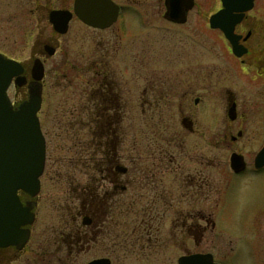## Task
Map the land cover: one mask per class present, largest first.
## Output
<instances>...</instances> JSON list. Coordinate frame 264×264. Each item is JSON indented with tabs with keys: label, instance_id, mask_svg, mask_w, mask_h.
Masks as SVG:
<instances>
[{
	"label": "flooded vegetation",
	"instance_id": "1",
	"mask_svg": "<svg viewBox=\"0 0 264 264\" xmlns=\"http://www.w3.org/2000/svg\"><path fill=\"white\" fill-rule=\"evenodd\" d=\"M167 2L0 0V43L2 29L37 31L28 57L18 59L1 50L0 55L24 66L26 83L18 86L13 79L7 90L13 106L28 97L34 63L43 64V174L48 161L59 169L65 156L56 153L65 149L61 142L55 146L61 131L53 133L57 140L52 141L44 128L50 120L64 130L65 139L73 140L77 151L70 161L89 172L85 185H78L69 217L61 218L48 239L43 234L37 238L41 178L35 218L25 226L29 239L22 247L0 246V264H115V255L136 251L150 258L167 242L162 234L168 221L182 225L184 236L193 240L194 247L182 255L212 253L223 264L202 247L209 241L210 226H216L213 213L205 201L200 207L191 201L190 210H178L176 192L179 188L180 199L187 193L207 198L213 186L209 167L217 159L207 153L209 145L229 150V160L222 164L227 190L248 174L264 175V165L256 166L264 146V0ZM2 8L6 13L1 14ZM182 27L189 30L180 29L183 35L175 42L162 33ZM227 31L234 34L237 52ZM9 40L16 43L15 34ZM132 79L139 92L137 108L129 96ZM134 110L142 124L147 116L161 120L156 121L161 138L144 139L156 146L154 153H129V114ZM188 140L198 152L184 147ZM168 144L183 145L185 153H170ZM233 154L242 157V169L232 167ZM129 190L139 194L141 220L118 240L115 226L108 224L109 213L117 206H132ZM19 195L23 202L33 200L28 193ZM122 196L128 201H121ZM61 205L56 208L66 209ZM252 259L260 263L254 252Z\"/></svg>",
	"mask_w": 264,
	"mask_h": 264
},
{
	"label": "rangeland",
	"instance_id": "2",
	"mask_svg": "<svg viewBox=\"0 0 264 264\" xmlns=\"http://www.w3.org/2000/svg\"><path fill=\"white\" fill-rule=\"evenodd\" d=\"M3 13H6L4 8L1 10V14ZM2 19L4 20L6 18L2 16ZM1 22L2 26L9 27L6 22ZM180 29H183V31L189 30L186 27H182L179 28V32L171 31V33H162L169 37L166 39L168 42H175V37L177 38V36L183 35ZM36 32L35 29L34 34H24L19 30L2 29L0 50L18 59L26 58L31 51V41L35 38ZM12 34L16 36V43H12L9 40ZM213 36L214 34L210 33L211 40H213ZM152 39L156 38L152 36ZM71 52H76V45L73 46ZM209 56L211 59L214 57L212 52L209 53ZM58 58L57 56L56 59ZM132 68L134 69V66ZM133 69H131V74L133 73L135 77L136 72L134 73ZM130 83L131 89L129 96L133 95L134 102H132V105L134 104L135 106L133 107L137 108L138 102L136 97L139 92L134 89L136 85L133 83V79L130 80ZM54 90L57 94L60 93V91H57L59 90L58 87ZM129 115L131 117L127 135L130 142L129 153L137 155L139 153L156 152V146L150 142H144V139L149 138L153 140L157 137L161 138L160 127H158L159 123H156V121L161 120L158 116H155L153 119L147 116L145 118L146 122L142 124L137 110L130 111ZM168 122L175 124L174 120L169 119ZM44 128L51 132L49 139L52 141L57 140V137H54L53 133L56 134L58 132L59 134L61 131L62 135L55 146L58 147V143L60 142L65 145L63 151L58 150L56 152L57 154L59 152L65 154L59 169H57L56 165H50V160L47 162L44 174L41 175L43 190L40 198L41 204L37 238L43 234V237L48 239L53 235L54 228L60 222L61 218L64 221L66 220L65 218L69 217L68 210L78 200L76 198L78 185L81 183L85 185L89 179V172L88 168L85 170V167L79 163L70 161V158H74L77 149L73 144V140L65 139L66 135L63 133L64 130L62 128L60 129L57 123L50 120L46 125L44 124ZM182 146L168 144L167 148L170 150V153L183 156L180 155L185 153ZM184 147L187 149L190 148L191 152H198L199 150L198 146L192 144L191 140H188V144ZM207 153L211 157L214 156L217 158L211 160L212 164L209 167L213 186H211L212 188H210L211 190L207 198H201V196L197 198L192 193H187L186 196L180 199L178 188L176 197L177 201L181 202L177 204V209L184 211L190 210L192 207L191 201H196V203H193L196 207H200L202 205L201 201H205L208 209L213 213L212 217L216 222V226L214 229L210 226L206 234V237H209V241L208 243L205 242L202 247L204 250L212 251L217 261H221L223 264H255L252 259L254 252L258 255L260 261L258 264H264V184H261L262 180H264V175L253 176L252 174H248L236 180L235 186L227 190V175L224 174L222 165L225 160H229L227 146L209 145ZM49 154H52L51 151ZM127 196L133 202L131 204L132 206H117V208H111L109 213L110 221L108 224L112 223L115 226V237L118 240L119 238H123L128 231H132L134 226L141 220H139L140 217H137V213L140 211L139 194L135 190H129ZM128 198L122 196L121 201H128ZM60 205L66 209L56 208ZM169 223L168 221L166 229L163 231L164 235L162 234V237L167 242L162 245L159 255L143 258L137 255L139 254L137 251L123 256L119 255V257L115 255V264H178L179 256L188 248L191 249L192 246L194 247V244L193 240L184 236L182 225H172Z\"/></svg>",
	"mask_w": 264,
	"mask_h": 264
},
{
	"label": "water",
	"instance_id": "3",
	"mask_svg": "<svg viewBox=\"0 0 264 264\" xmlns=\"http://www.w3.org/2000/svg\"><path fill=\"white\" fill-rule=\"evenodd\" d=\"M226 35L234 41L232 31H227ZM237 50L234 41V52ZM43 75V64L36 61L32 67L33 81L29 85L28 97L13 106L7 90L13 79L18 86L26 83L24 66L0 55V246L22 247L30 235L25 226L33 223L35 218L33 209L45 167V138L38 115ZM231 164L235 170L244 167L242 157L237 154L232 155ZM263 165L264 146L256 157V166ZM19 191L28 193L33 200L23 202ZM178 264L220 263L214 260L212 253H196L180 256Z\"/></svg>",
	"mask_w": 264,
	"mask_h": 264
}]
</instances>
